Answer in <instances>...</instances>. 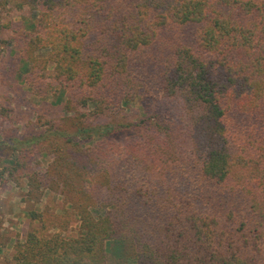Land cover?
I'll return each mask as SVG.
<instances>
[{"label": "trees", "instance_id": "obj_1", "mask_svg": "<svg viewBox=\"0 0 264 264\" xmlns=\"http://www.w3.org/2000/svg\"><path fill=\"white\" fill-rule=\"evenodd\" d=\"M11 5L36 12L21 80L59 110L0 140V180L61 197L11 264H264V0H0V46Z\"/></svg>", "mask_w": 264, "mask_h": 264}, {"label": "rangeland", "instance_id": "obj_2", "mask_svg": "<svg viewBox=\"0 0 264 264\" xmlns=\"http://www.w3.org/2000/svg\"><path fill=\"white\" fill-rule=\"evenodd\" d=\"M35 17L36 12L28 6L17 8L11 5L7 12L1 14V23L4 26L2 38L6 42L0 46V140L10 135L21 138L30 130L35 133H50L55 129H50L49 123L42 124L50 117L53 119L59 108L50 107L51 97L43 99L29 92L28 87L21 80L20 63L18 55L14 51L15 46H12V42L9 40L10 28L13 23H21L23 27H28ZM137 101L135 100L130 108H126L133 110L132 113H128V119L141 117ZM49 109L53 111L49 113ZM10 153L11 150L6 148L2 155L6 156ZM45 162L43 161L44 164ZM26 192L27 186L24 180H20V183L16 184L9 179L6 173L0 180V264H11L15 243L23 241L27 232L36 225V222L31 221L28 216L29 209H42L45 206L57 212L60 210V196L47 190L44 191L41 200L36 203L25 196ZM76 226L77 220H74L67 233L76 235ZM127 264L134 263L128 261Z\"/></svg>", "mask_w": 264, "mask_h": 264}]
</instances>
